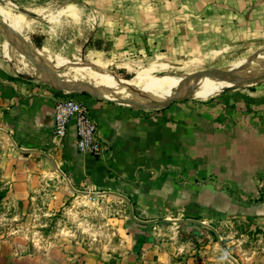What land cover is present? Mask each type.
<instances>
[{"label":"crops","instance_id":"obj_1","mask_svg":"<svg viewBox=\"0 0 264 264\" xmlns=\"http://www.w3.org/2000/svg\"><path fill=\"white\" fill-rule=\"evenodd\" d=\"M5 1L16 7L0 5L26 16L21 26L15 27L20 16L13 25L22 36L44 34L41 47L32 41L52 63L0 39V135L15 145V159L25 163L9 176L11 193L30 195L44 177L56 174L73 193L122 197L131 241L115 263L101 261L94 252L49 250L22 253L10 264H27V259L30 264H244L224 247L222 252L207 250L212 241L202 245L200 240L219 218L264 228L262 75L255 78L259 81L247 79L234 88L157 107L133 106L109 97L112 93H71L87 103L96 119L98 135L108 146L104 158L78 148L74 118L63 140L54 142L56 100L68 93L50 77L63 82L54 67L65 72L81 60L107 71L122 68L138 80L168 66L214 65L242 53L264 52V0ZM80 44L79 60H55L63 54L78 58ZM251 65L264 68L263 61ZM91 70L88 87L97 90L101 79L112 84L105 74ZM240 70L235 71L238 76ZM166 78L177 81L169 75L132 81L126 84L136 87L124 93L119 83L112 84L113 94L148 102L152 98L134 99L137 90L152 83V91H162L158 83ZM194 79L201 85L211 80L197 76L183 84ZM72 82L65 83L75 87ZM248 259L264 264V251Z\"/></svg>","mask_w":264,"mask_h":264},{"label":"rangeland","instance_id":"obj_2","mask_svg":"<svg viewBox=\"0 0 264 264\" xmlns=\"http://www.w3.org/2000/svg\"><path fill=\"white\" fill-rule=\"evenodd\" d=\"M0 3L10 5L12 8L16 7L14 2L0 0ZM15 21L16 19H12L11 24L14 25ZM4 38L6 39L5 34L0 30V39ZM22 38L27 40L24 35ZM81 46L80 44L79 49L75 52V57L78 58L73 59V56L68 57L63 54L55 60L63 63L79 60ZM18 48L22 54L28 55L20 47ZM255 52L259 51L218 60L214 65L194 64L190 68L168 66L156 71L151 77H142L137 80L135 75H132L128 79L146 82L169 75L179 80L190 72H226L224 70L231 65L234 66L230 67V71H236L241 68L244 60ZM257 57L264 58V52L257 54ZM256 67L259 66L251 65L247 71ZM54 72L63 82H72L71 77H75L87 86L91 82L93 73L91 68L86 66H68L65 72L59 70ZM201 72L196 76L203 75ZM218 75L222 76L220 72ZM171 79L166 78L165 82H175V79L173 81ZM213 79L211 77L207 83L202 85L199 83L192 88H188L186 84L179 85V88L185 93H196L202 91ZM101 80H99L100 83L105 81ZM119 83L127 85L121 81ZM148 86L139 88L134 99L142 89L146 90ZM132 90L134 91V89ZM147 91H152V88L145 92ZM177 91H174L170 97L178 95ZM210 92L211 90L206 93ZM76 96L79 95L76 94ZM15 151V145L0 135V264L4 261L3 258H6V264H10L14 261L15 256H20L22 253L42 254L49 250L94 252L101 261L106 263L120 261L121 252L124 253L131 244L130 234L125 226V218L128 213L125 206L126 200L116 195L98 196L87 191L73 193L71 189L65 187L59 175L56 174L53 177L50 175L44 177L37 185V190L30 195L15 196L11 193L13 180L9 176L15 169L23 168L25 165L22 158L21 161L15 159L18 155ZM63 188L69 193L63 194ZM214 225L212 229L208 228L201 235L202 245L212 241L209 243L212 246H207V250L222 252L224 245L231 255L239 258L244 264H253L249 263L251 259H248V255L255 251H264V228L252 226L237 218H228V220L219 218ZM30 260L27 259V264H30ZM230 264L234 263L231 261Z\"/></svg>","mask_w":264,"mask_h":264},{"label":"water","instance_id":"obj_3","mask_svg":"<svg viewBox=\"0 0 264 264\" xmlns=\"http://www.w3.org/2000/svg\"><path fill=\"white\" fill-rule=\"evenodd\" d=\"M0 28L3 31V33L5 34L6 38L8 39L9 42H12L15 44V40H13L10 37V33H13L14 35H16L18 37V41L22 44L23 48L28 52V54H30L33 58L45 63V64H49L52 66L51 60L49 58H47L46 56L42 55L39 51V48L34 44V42L32 41V39L30 37H27L25 39L22 38L21 34L19 31H17V29L6 19L4 18L1 14H0ZM19 34V35H18ZM34 46L31 47L30 45ZM25 52V51H24ZM260 52H257L255 54H251L249 57H247L244 62L242 63L241 66V70H240V76L237 79L236 82L234 83H230V84H226L224 86H222L221 89H227V88H234L237 87L239 85H241L242 83L249 81L247 80V68L250 64V62L257 57V54H259ZM201 71H196V72H190L187 75H185L183 78L184 79H190V78H194L198 73H200ZM201 74L212 77V78H216L219 80H222V78L218 75V73H213L211 71H202ZM52 76V75H51ZM51 82L57 87V88H62L65 90L66 93L71 94V93H78V92H82L83 90H86L90 93L93 94H98V93H103V92H108V91H101V90H96V89H91L88 86H83L77 79L75 78H71V80L74 82L75 87H71L68 86L65 82H61V81H54L53 77H50ZM115 81H121L124 83H130L132 82L131 80H129L128 78H115ZM264 80V79H262ZM259 81V80H258ZM115 85V84H113ZM174 91H170V92H164L163 94H160L154 98H152L151 100H149L148 102H133L130 100H124L127 103L133 105V106H138V107H157V106H161V105H165L167 104L169 101H172L174 99H181V98H186V97H192V96H198L197 94H183L178 92L179 94L174 96V97H170L173 94ZM170 97V98H169ZM116 99V98H114ZM117 100H121V99H117ZM78 191H82V190H78ZM88 192V191H87ZM224 247V245H223ZM224 250L227 253V249L224 247ZM229 255V254H228ZM231 259H233L231 257ZM234 260V259H233Z\"/></svg>","mask_w":264,"mask_h":264},{"label":"bare ground","instance_id":"obj_4","mask_svg":"<svg viewBox=\"0 0 264 264\" xmlns=\"http://www.w3.org/2000/svg\"><path fill=\"white\" fill-rule=\"evenodd\" d=\"M3 12L4 14H6L5 16L8 18V20L12 19L13 17L15 19H18L19 16H20V20L21 22L17 25H15V27H18V26H21V24L23 23V19H26V16L24 14H20V13H15L13 12L12 10L10 9H7L3 6L0 5V13ZM13 36V34H12ZM15 37V36H14ZM13 40H15V43L17 44H20L22 45L17 39L15 38H12ZM254 60H258V61H263L264 62V58H261V57H256L254 58L250 64L254 61ZM249 64V65H250ZM73 66H86L88 68H95L97 69L98 71H100L101 73L105 74L106 77L109 79V82L111 81L112 84H115L114 86L115 87H118L117 84L119 83L118 81H115V77L111 75V73L105 69H102V68H99L97 67L96 65H89L87 62H85L84 60H81L79 62H74ZM57 69L54 67V71H56ZM221 73V78L222 80H219V79H216L214 78L202 91H199V92H196V93H185V91H181L180 88H179V85L183 84V83H186L190 80H192L193 78H190V79H184V78H181L179 80H177L175 83L174 82H165L166 79H163L162 81H160L158 83L159 87L160 88H163L162 91H159V92H154V91H147L145 92L146 90H148L149 88H152L153 84H148L149 86L147 87V89L145 90L142 89L137 98L136 99H139V100H148V99H151V98H154L160 94H163V90H167L166 92H170V91H177V92H180V93H183V94H197L198 96H202L204 95L207 91H215V90H219L222 88V86L226 85V84H230V83H233L234 81H236L238 78H239V74L238 72H235V71H226V72H220ZM264 76V68H261V67H256L252 70H249L247 71V79L249 80H254L255 78L259 77V76ZM198 76H205V75H198ZM197 77V76H196ZM195 78V77H194ZM211 78V77H209ZM171 79V78H169ZM263 79V78H262ZM173 81V79H171ZM260 80V79H258ZM199 80L197 81V79L194 81H192L191 83H187L186 86L189 87H195L197 84H199ZM112 84H109L107 81L105 82H102V83H98L97 85V90H101V91H108V92H103L105 94H111L109 95V97H113V98H116V99H121V100H128V99H125L123 97H119L117 94H113V87H112ZM136 87V84L135 86ZM133 86L131 85H124V84H121L119 83V91L120 93H123V92H126V91H130L131 88H134ZM108 96V95H106ZM134 102V101H133Z\"/></svg>","mask_w":264,"mask_h":264},{"label":"built area","instance_id":"obj_5","mask_svg":"<svg viewBox=\"0 0 264 264\" xmlns=\"http://www.w3.org/2000/svg\"><path fill=\"white\" fill-rule=\"evenodd\" d=\"M75 119L77 146L80 150L104 158L108 146L97 132V121L87 103L72 94H66L56 100L53 140L59 143L67 133L71 119Z\"/></svg>","mask_w":264,"mask_h":264},{"label":"trees","instance_id":"obj_6","mask_svg":"<svg viewBox=\"0 0 264 264\" xmlns=\"http://www.w3.org/2000/svg\"><path fill=\"white\" fill-rule=\"evenodd\" d=\"M29 37L35 41V43L41 47L42 46V43H43V38H44V34H41L37 31L33 32L32 34L29 35ZM112 76H114V73H119V74H122L123 76L125 77H132L133 74L131 73H124L125 70L122 69V68H111L110 71ZM115 77V76H114ZM73 95V94H72Z\"/></svg>","mask_w":264,"mask_h":264}]
</instances>
